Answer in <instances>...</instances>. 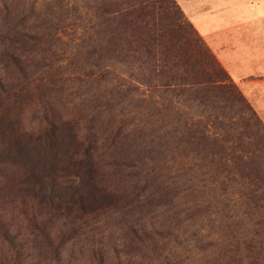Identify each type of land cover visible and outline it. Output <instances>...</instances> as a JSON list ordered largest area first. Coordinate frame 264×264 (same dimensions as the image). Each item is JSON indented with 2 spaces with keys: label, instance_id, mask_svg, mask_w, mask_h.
I'll return each mask as SVG.
<instances>
[{
  "label": "rangeland",
  "instance_id": "rangeland-1",
  "mask_svg": "<svg viewBox=\"0 0 264 264\" xmlns=\"http://www.w3.org/2000/svg\"><path fill=\"white\" fill-rule=\"evenodd\" d=\"M120 1L0 0V264H264V210L236 173L253 160L264 182V141L229 127L248 114L236 92L201 100L120 37ZM161 1L264 124L193 23L208 0ZM92 169L114 196L89 211L65 200Z\"/></svg>",
  "mask_w": 264,
  "mask_h": 264
},
{
  "label": "trees",
  "instance_id": "trees-1",
  "mask_svg": "<svg viewBox=\"0 0 264 264\" xmlns=\"http://www.w3.org/2000/svg\"><path fill=\"white\" fill-rule=\"evenodd\" d=\"M168 9L169 7H166L161 0H121L116 10V18L120 24V37L122 34L135 36L140 41L139 47L143 48L144 53L152 62L161 63L165 73L171 77L169 79L172 80L173 76H176V80L182 84L185 91L197 93L201 100L214 101L228 93L236 92L237 106L243 112L246 110L248 114L240 116L236 120L229 119L227 121L229 127L234 129L250 128L257 140L264 141V124L260 116L236 85L227 82L229 79L227 71L212 56L208 55L206 61L198 60L193 56L192 43L183 40V27L177 20L176 12L170 11V13V9ZM124 22L128 25L126 28H124ZM240 157L238 156L239 159H241ZM240 166L236 167V173L247 178L245 184L248 186L249 192L246 193V197L252 202L257 214H262L264 210V182L256 172L258 168L253 160ZM90 174L93 182L92 185L89 184L88 196L85 197L83 194L79 195L76 200L74 197L65 201L75 204L78 202L87 203V206L92 208L89 211H94V207L101 206L104 201H108L109 196H114V194L100 185L96 170H90ZM252 174L255 176L253 177ZM58 197L60 198V195ZM259 224L261 225L262 221H259ZM130 234L133 241L140 245H145L147 241L152 242L149 233L142 228L131 227Z\"/></svg>",
  "mask_w": 264,
  "mask_h": 264
},
{
  "label": "crops",
  "instance_id": "crops-1",
  "mask_svg": "<svg viewBox=\"0 0 264 264\" xmlns=\"http://www.w3.org/2000/svg\"><path fill=\"white\" fill-rule=\"evenodd\" d=\"M207 7L194 11L193 23L264 113V0H208Z\"/></svg>",
  "mask_w": 264,
  "mask_h": 264
}]
</instances>
